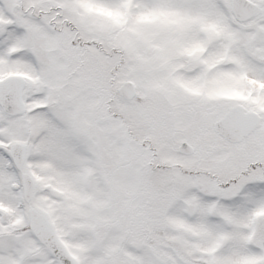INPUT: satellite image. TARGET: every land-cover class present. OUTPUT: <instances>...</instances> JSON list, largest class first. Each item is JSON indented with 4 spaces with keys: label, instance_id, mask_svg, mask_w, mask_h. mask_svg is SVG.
Instances as JSON below:
<instances>
[{
    "label": "snow or ice",
    "instance_id": "snow-or-ice-1",
    "mask_svg": "<svg viewBox=\"0 0 264 264\" xmlns=\"http://www.w3.org/2000/svg\"><path fill=\"white\" fill-rule=\"evenodd\" d=\"M0 264H264V0H0Z\"/></svg>",
    "mask_w": 264,
    "mask_h": 264
}]
</instances>
